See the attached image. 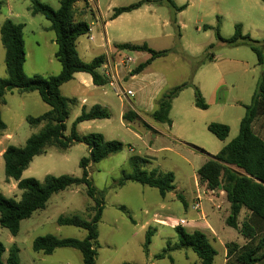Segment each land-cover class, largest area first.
<instances>
[{
  "label": "rangeland",
  "instance_id": "374dc122",
  "mask_svg": "<svg viewBox=\"0 0 264 264\" xmlns=\"http://www.w3.org/2000/svg\"><path fill=\"white\" fill-rule=\"evenodd\" d=\"M139 1L93 0L89 3L88 0H79L76 15L78 19H85L93 29L94 41L88 40L89 34L78 40L79 54L86 62L97 57L101 52L99 45L106 42L113 47V51L116 50L115 45L121 43H147L155 51H170L167 56L153 61L144 73L133 78V83L125 85V88L134 92L133 97L128 96V99L141 112V121H134L133 125L123 122L120 102L113 89L107 85L93 88L92 92L88 87L83 88L73 81L61 88L64 97L86 98L88 105L105 102L106 99L112 104L111 118L79 126L80 136L99 133L107 140L124 144L122 152L89 167V177L104 198V211L98 224L96 264H201L191 249L171 250L164 258H157L170 243L172 247L178 244L179 236L175 230L155 220H191L200 214L191 208L197 170L204 158L209 160L210 156L218 154L238 136L240 122L246 114V107L252 102L261 76L257 56L247 44L231 46L224 41H229L234 36L235 26L241 24L243 35L263 42L264 3L261 0H173L178 7L186 6L184 11L177 13V23L174 25V9L164 0L158 4H146L111 20L115 8ZM46 3L56 10L60 7V0H46ZM0 4V29L8 19L23 25L26 75H58L62 67L55 58L58 49L56 35L54 31L45 29L50 27V22L42 15L33 16L30 13L29 0H0ZM205 26L210 28L206 30ZM218 28L224 41L218 37ZM128 56L134 59L129 68L132 72L144 54L128 53ZM211 56H214L213 61L209 60ZM5 77V49L0 34V78ZM129 78L123 74L124 82ZM184 82H192L200 90L209 105L207 110L195 106L194 87H190L173 101L170 113L172 126L156 123L151 113L143 112L144 103L150 102L153 110H156L162 94ZM103 92L108 94L104 96ZM48 110L49 106L42 101L38 92H7L4 103H0V112L7 126L6 132L12 136V140L5 144L24 147L27 139L41 129V126H31L27 117H38ZM81 111L80 105L70 106L66 136L70 135L72 125ZM211 123L229 126L230 133L225 141L208 131L207 127ZM263 125V118L254 124V130L260 137H264ZM151 134H157V139H153ZM172 137L180 139L198 157L186 154L185 148L173 141ZM163 147L173 150H159ZM88 155L89 150L84 143H76L67 151L47 148L45 153L34 158L22 178H35L41 182L47 175L81 178L83 171L80 160ZM132 156L146 159L148 162L144 168L148 171L157 169L174 172L176 191L163 197L157 189L134 182L118 187L122 171L130 170L128 161ZM0 193L16 200L21 197L17 182L6 181L3 158H0ZM215 193L221 197L218 191ZM177 195H181L183 200ZM201 197L207 222L217 233L215 238L208 229L204 230L217 251L214 264H224L225 245L231 242L240 245L245 239L238 230L226 223L230 214V208L229 214L226 211L227 198L205 197V193ZM186 205L189 209H186ZM93 206L94 202L87 196L85 185L70 187L53 195L44 210L37 211L22 222L17 236H12L7 229L0 227V242L6 248L3 258L7 257L10 247L16 245L20 251V264H83L78 250L62 248L52 255H45L33 250V242L46 235L83 240L87 236L84 229L60 226L57 220L61 216L76 214L89 219L93 215ZM248 216L247 212L245 215L241 213L239 223L242 224ZM149 228L155 232L148 251H145ZM184 229L188 233L194 231L191 226Z\"/></svg>",
  "mask_w": 264,
  "mask_h": 264
},
{
  "label": "trees",
  "instance_id": "16d2710c",
  "mask_svg": "<svg viewBox=\"0 0 264 264\" xmlns=\"http://www.w3.org/2000/svg\"><path fill=\"white\" fill-rule=\"evenodd\" d=\"M29 1L30 13L33 16L42 15L51 24L49 30L55 32L58 47L55 58L62 68L61 72L55 76H27L24 71L26 50L23 25L10 19L3 23L0 34L1 43L5 49L7 77L0 78V103H4L5 95L10 91L38 92L42 101L50 109L38 117H27V122L31 126H42V128L27 139L24 147L10 145L3 153L6 181L17 182L21 197L16 200L0 193V227L7 229L12 236H17L22 222L30 219L37 211L44 210L53 195L70 187L85 185L87 196L94 202L91 209L93 215L89 219L77 214L61 216L57 222L60 226L84 229L87 232L86 238L79 240L46 235L34 240L33 250L52 255L57 249H75L81 253L83 264H96L99 248L98 224L104 211V198L97 192L89 177V167L91 164L100 163L111 155L122 152L124 144L116 140H107L99 133L79 135V124L111 118V111L101 105H94L90 109L83 107L81 114L72 125L70 135L66 136L70 106H75L77 100L64 97L60 88L73 80L76 73L89 74L95 86L107 85L109 80L99 72L105 63V56H97L92 61L86 62L79 55L78 40L90 30L86 21L77 18L76 4L79 0H60V7L57 10L47 4L46 0ZM163 1L140 0L129 6L115 8L111 20L138 10L146 4H158ZM165 1L174 9L172 23L176 25L177 13L184 11L186 6L178 7L173 0ZM261 1L264 3V0ZM209 28L204 27L206 30ZM242 29L241 24L236 25L234 36L229 41L221 39L219 28L217 34L220 40L231 46L247 44L257 56L261 76L252 102L246 107V114L240 122L238 136L199 168L198 179L200 185L206 184L209 190L225 193L230 204V214L226 223L229 227L238 230L247 241L243 246L234 242L225 245L226 264H264V137L257 135L254 130L255 122L259 118L264 119V41L260 42L249 35H243ZM180 36L178 32V37ZM115 48L120 51L144 52L150 55L146 62L139 64L131 72V76L141 74L153 61L167 56L170 52L169 50L155 51L147 43H121L116 44ZM209 60L213 61L214 56H211ZM190 87H194L195 106L201 110H207L209 105L205 102L200 90L192 82H184L162 94L157 101V109L152 113L153 120L156 123L172 126L170 113L173 101ZM123 120L131 123L141 121V117L135 111L128 110L123 115ZM5 128L0 112V131ZM207 129L221 141H225L230 133L229 126L221 123H211ZM76 143H84L89 150L88 157L80 160V168L83 171L81 178L70 175H47L42 182L35 178H22L34 158L45 153L47 148L54 147L67 151ZM128 162L130 170L122 171L118 187L134 182L157 189L163 197L175 191L173 172H161L157 169L148 171L144 168L148 161L138 156L130 157ZM243 209L249 212V216L240 224L239 216ZM122 210L127 212L124 207ZM175 231L179 236V243L173 247L170 243L157 258H164L171 250L191 249L200 259L201 264H214L217 251L205 233L199 230L188 233L182 226H177ZM154 232L155 230L149 228L146 233L145 251H148ZM5 252L6 248L0 242V264H20V251L16 245L10 247L4 259Z\"/></svg>",
  "mask_w": 264,
  "mask_h": 264
},
{
  "label": "crops",
  "instance_id": "0c3cea01",
  "mask_svg": "<svg viewBox=\"0 0 264 264\" xmlns=\"http://www.w3.org/2000/svg\"><path fill=\"white\" fill-rule=\"evenodd\" d=\"M92 1L93 0H88V2L89 3H92ZM97 1V0H96ZM84 21H86L85 19H83ZM89 28H90V32L88 33L89 34V37H93V40L92 41H94L95 39H94V36L92 35V31H93V29H92V27L91 26H89ZM46 30H49V26L48 27H46L45 28ZM106 33V32H105ZM106 35V34H105ZM89 37H88V40H89ZM90 41V40H89ZM55 43H56V39H55ZM100 46V49H101V52H100V54H98L97 56H101V55H103V56H105V63H104V65H109L111 68H113L114 69V67H115V69L117 70V74H118V77H119V80H118V87L119 88H122L124 91H125V93H126V95L125 96H122V95H120L119 94V92H118V90L117 89H115L114 87H112V86H110L109 84H107V86H109V87H111L112 89H113V91L115 92V95L117 96V98H118V100H119V102H120V107H119V110H120V115H121V117H122V119H123V115L128 111V110H133V111H135L140 117H141V112L140 111H138L136 108H134L133 107V102H131L129 99H128V96H130V97H133V95H134V92H133V90L132 89H129V88H125V85L126 84H128V83H130V82H132L133 83V78H136L137 76H139V75H136V76H131V71H130V66L131 65H133V62H134V59L132 58V57H130V56H128V53H137V54H144V57L142 58V60L140 61V64L141 63H144V62H146L149 58H150V55L148 54V53H144V52H128V51H120V50H117L116 48V50L115 51H113V47H111L110 46V44H109V42H106L105 44L103 43V44H100L99 45ZM77 47H78V43H77ZM77 50H78V48H77ZM79 52V51H78ZM80 55V54H79ZM81 57V56H80ZM127 58H130V59H132V63H130L129 65H127L126 66V68L125 67H123V66H121V64H122V62H123V60H125V59H127ZM92 61V60H91ZM90 62V61H89ZM150 66H148L146 69H148ZM146 69L142 72V73H144L145 71H146ZM105 67L104 66H102L101 68H100V70H99V72L102 74V75H104L105 74ZM126 74L127 76H129L130 78H129V80L128 81H126V82H124V80H123V74ZM141 73V74H142ZM78 79H79V81H78ZM73 81H76V82H78V86H81V87H83V88H89V89H91V91L92 92H94V89L93 88H99V87H103V86H95L94 84H93V80H92V77L89 75V74H86V73H76L75 75H74V78H73V80H71L70 82H73ZM70 82H68V83H70ZM67 84V83H66ZM65 85V84H64ZM63 87V86H62ZM61 87V88H62ZM61 88H60V91H61ZM157 93V92H156ZM103 94H104V96H106L108 93L107 92H103ZM155 97V96H154ZM67 98V97H66ZM152 98H153V96H152ZM69 99H71V98H69ZM73 99V98H72ZM76 99V98H75ZM77 100V104L76 105H80V107H81V109L83 108V107H86L87 109H90L92 106H94V105H101V106H103V107H107L109 110H111V108H112V104H111V102L108 100V99H106V100H104L105 102H101V103H98V102H93L91 105H88V101H87V99L86 98H82L81 100H79V99H76ZM126 100H128V101H126ZM75 105V106H76ZM142 105V104H141ZM143 107H144V113H153L154 112V110H153V108H152V104L150 103V102H148V103H144L143 105H142ZM50 109V108H49ZM49 111V110H48ZM96 121H98V120H92V121H87V122H83V123H81V124H79V126H81V125H86V124H95V122ZM123 122L124 123H127V124H129V125H133V123L134 122H131V123H128V122H126V121H124L123 120ZM79 126H78V129H79ZM41 128H42V126H41ZM6 130H7V126H6V128H5V130H3V131H0V158H3V153L5 152V150H6V148L8 147V146H10V145H8V144H5L7 141H9V140H12V136L11 135H9L7 132H6ZM79 133V132H78ZM151 136H152V138L153 139H157V134H151ZM106 139V138H105ZM173 141H175V142H177V143H179L181 146H183L185 149V152H186V154H190V156L191 157H194V158H196V157H198V155H196L195 153H194V151H192V150H190V149H188L189 147L185 144V143H183L182 141H180V139H178V138H175V137H172L171 138ZM170 150V151H172L173 150V148H170V147H163V148H161V149H159V150ZM211 157V156H210ZM207 161V158H204L203 159V162H202V164H201V166L205 163ZM200 166V167H201ZM199 167V168H200ZM199 168H198V170H199ZM198 170H197V173H198ZM174 173V172H173ZM175 175V174H174ZM197 185L198 186H200V190L199 191H201L202 193H205V197L206 196H208V197H212V198H223L222 196H224L225 198H226V195H225V193L224 192H222V191H218L219 193H220V195H221V197H218L217 195H216V193H215V191H211V190H209L208 188H207V186H206V184H204V185H200V183H199V180H198V175H197V177H196V180H195V183H194V190H193V194H194V200H193V198H192V206H193V204H194V201H195V197H196V195H197ZM175 191H176V187H175ZM174 191V192H175ZM177 197L179 198V197H181L182 198V196L181 195H177ZM180 199V198H179ZM183 199V198H182ZM227 200V199H226ZM227 203H228V206H227V209H226V211L228 212V209L230 208V204H229V202L228 201H226ZM192 208V207H191ZM217 209H219V206H217L216 207ZM186 209H189V206L188 205H186ZM246 209H243L242 211H241V213L242 214H244L245 215V212H247L248 213V215H249V212L248 211H245ZM202 212H203V214H204V210L202 209ZM228 214H229V212H228ZM204 216H205V214H204ZM182 220H185L187 223H188V225L187 226H184V228L185 227H193L194 228V231L195 230H199V231H201V232H203V233H205L204 232V230H209L210 232H211V234H212V236H214L215 238L217 237V233H216V231L214 230V228L207 222V218L205 217V220H202L201 219V216H200V214H197V216L195 217V218H192L191 220H186V219H182ZM157 223H159V224H161V225H165V226H169L171 229H173V230H175V228L177 227V221H162V220H158V219H156L155 220ZM179 221V220H178ZM173 222H175L174 224H173ZM240 222V221H239ZM172 224V225H171ZM246 239L244 240V243L243 244H240V246L242 245H244V244H246ZM226 248V247H225ZM168 254V253H167ZM166 254V255H167ZM225 260H224V264H226L227 263V250H226V252H225Z\"/></svg>",
  "mask_w": 264,
  "mask_h": 264
},
{
  "label": "built area",
  "instance_id": "2783aa9c",
  "mask_svg": "<svg viewBox=\"0 0 264 264\" xmlns=\"http://www.w3.org/2000/svg\"><path fill=\"white\" fill-rule=\"evenodd\" d=\"M90 32V30H89ZM89 40L92 41L93 40V37H89ZM130 63H132V59L130 58H127L125 60H123L121 66L125 67L127 65H129ZM105 67V74L103 75L104 77H106L108 80H109V85L114 87L115 89L118 90L119 94L122 95V96H125L126 93L125 91L122 89V88H119L118 86V80H119V77H118V74H117V70L113 68H111L109 65H103ZM200 190V186L197 185V195L195 197V201H194V204L192 206V209L198 213H200V216H201V219L202 220H205V216L202 212V192L199 191ZM177 223V226H187L188 223L185 221V220H182L180 219L179 221L176 222Z\"/></svg>",
  "mask_w": 264,
  "mask_h": 264
},
{
  "label": "water",
  "instance_id": "95a60500",
  "mask_svg": "<svg viewBox=\"0 0 264 264\" xmlns=\"http://www.w3.org/2000/svg\"><path fill=\"white\" fill-rule=\"evenodd\" d=\"M221 188V187H220Z\"/></svg>",
  "mask_w": 264,
  "mask_h": 264
}]
</instances>
